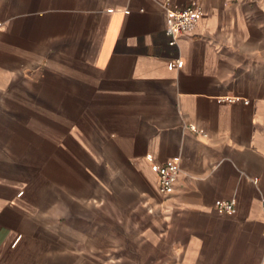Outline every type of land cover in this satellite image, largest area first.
<instances>
[{"label": "crops", "instance_id": "1", "mask_svg": "<svg viewBox=\"0 0 264 264\" xmlns=\"http://www.w3.org/2000/svg\"><path fill=\"white\" fill-rule=\"evenodd\" d=\"M259 191L264 0H0V264H264Z\"/></svg>", "mask_w": 264, "mask_h": 264}, {"label": "built area", "instance_id": "2", "mask_svg": "<svg viewBox=\"0 0 264 264\" xmlns=\"http://www.w3.org/2000/svg\"><path fill=\"white\" fill-rule=\"evenodd\" d=\"M160 5L164 11L165 27L164 32L170 38V44H177V39L181 34L192 32L197 26L202 15L201 7L198 3H189L182 7H173L167 2ZM184 173L178 160L167 161L157 168V186L161 194L169 193L179 174ZM260 209L264 215V193L259 191ZM215 206L219 212H231L235 207V200L217 199ZM264 235V231H263Z\"/></svg>", "mask_w": 264, "mask_h": 264}]
</instances>
